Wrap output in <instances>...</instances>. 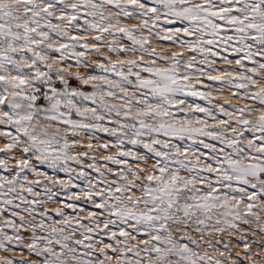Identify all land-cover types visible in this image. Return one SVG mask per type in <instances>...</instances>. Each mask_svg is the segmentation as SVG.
Returning <instances> with one entry per match:
<instances>
[{"label":"snow or ice","instance_id":"6c2138e0","mask_svg":"<svg viewBox=\"0 0 264 264\" xmlns=\"http://www.w3.org/2000/svg\"><path fill=\"white\" fill-rule=\"evenodd\" d=\"M0 264H264V0H0Z\"/></svg>","mask_w":264,"mask_h":264}]
</instances>
